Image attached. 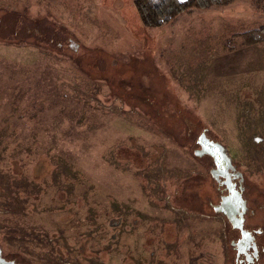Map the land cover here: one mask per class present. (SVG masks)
Segmentation results:
<instances>
[{
	"label": "rangeland",
	"instance_id": "obj_1",
	"mask_svg": "<svg viewBox=\"0 0 264 264\" xmlns=\"http://www.w3.org/2000/svg\"><path fill=\"white\" fill-rule=\"evenodd\" d=\"M135 0H0V246L23 264H233L208 135L264 229V0L157 28Z\"/></svg>",
	"mask_w": 264,
	"mask_h": 264
},
{
	"label": "flooded vegetation",
	"instance_id": "obj_2",
	"mask_svg": "<svg viewBox=\"0 0 264 264\" xmlns=\"http://www.w3.org/2000/svg\"><path fill=\"white\" fill-rule=\"evenodd\" d=\"M202 143L215 142L206 134L197 139L198 150L195 154L200 158H209V171L214 180L215 197L208 196L205 200L206 210L220 213L226 218L230 226V244L235 250L233 264H264V229L258 227V214L262 210L257 202H252L249 186L245 183V176L240 168L232 163L229 156L218 150L204 147ZM216 143V142H215ZM225 156L228 158L225 159ZM230 198H233L229 200ZM229 201V202H228ZM228 202V205H226ZM2 258L13 264H23L17 258Z\"/></svg>",
	"mask_w": 264,
	"mask_h": 264
},
{
	"label": "trees",
	"instance_id": "obj_3",
	"mask_svg": "<svg viewBox=\"0 0 264 264\" xmlns=\"http://www.w3.org/2000/svg\"><path fill=\"white\" fill-rule=\"evenodd\" d=\"M231 0H135L134 8L141 25L157 28L174 22L179 16L196 9H207L213 5H225ZM263 1V0H262ZM246 46L264 42V29L243 34Z\"/></svg>",
	"mask_w": 264,
	"mask_h": 264
},
{
	"label": "water",
	"instance_id": "obj_4",
	"mask_svg": "<svg viewBox=\"0 0 264 264\" xmlns=\"http://www.w3.org/2000/svg\"><path fill=\"white\" fill-rule=\"evenodd\" d=\"M204 147L208 146L209 149H213L215 151L218 150L221 154H224L225 150L224 148L218 144V143H215V142H209L207 141V143H202L201 140L199 141ZM225 159L227 160L228 158L225 156ZM233 198H230L229 200H231ZM229 202V201H228ZM228 202H226V205H228ZM0 264H13L11 262H8L6 261L4 258H2V250L0 249Z\"/></svg>",
	"mask_w": 264,
	"mask_h": 264
}]
</instances>
